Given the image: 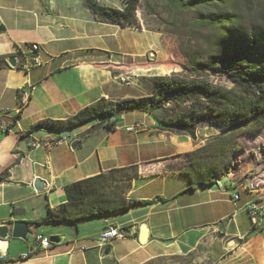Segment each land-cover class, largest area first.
<instances>
[{
  "label": "crops",
  "instance_id": "obj_1",
  "mask_svg": "<svg viewBox=\"0 0 264 264\" xmlns=\"http://www.w3.org/2000/svg\"><path fill=\"white\" fill-rule=\"evenodd\" d=\"M0 27L5 29L0 34V57L6 62L20 53L32 54L33 45L39 47L42 61V67L29 73L8 63L0 70L4 112L0 115V175L10 168L0 181V225L44 219L49 209L67 202L66 186L114 169L138 167L140 176L133 180L127 199L152 202L75 224L34 225L35 235L58 237L59 243L40 250L35 235L33 243L0 239V251L6 254L0 264H150L195 253L208 256L210 264H264V219L241 232L236 213L239 206L247 213L251 204L264 208V199L257 202L238 193L239 200L234 202L237 192L231 194L227 185L230 180L239 188L246 185L256 199L263 190L258 192L251 183L242 184L234 177H227L224 190L219 181L225 177H219L211 187L187 191L193 183L182 174L189 169L185 155L208 139L193 141L184 134L161 131L153 114L138 111L125 112L113 131L93 124L72 128L66 141L50 149H33L28 139L21 138L39 123L66 121L103 99L142 97L140 80L164 70L156 65L159 62H144L154 48L152 42L144 48L143 41L135 39L128 50L126 37L123 43L121 36L124 29L147 36L148 32L101 22L84 0H0ZM129 72L137 79L121 85L118 77ZM21 87L32 88L31 97L12 122ZM137 123L142 126L127 131ZM2 124L10 127L7 133L1 132ZM51 136L60 138L57 131L41 130L31 138L45 141ZM23 141H27L26 153L20 151ZM38 181L42 191L35 187ZM143 224L147 225L145 244L140 242ZM110 227L127 236L101 247L100 235ZM26 253L30 258L22 259Z\"/></svg>",
  "mask_w": 264,
  "mask_h": 264
},
{
  "label": "trees",
  "instance_id": "obj_2",
  "mask_svg": "<svg viewBox=\"0 0 264 264\" xmlns=\"http://www.w3.org/2000/svg\"><path fill=\"white\" fill-rule=\"evenodd\" d=\"M84 1L101 22L122 28H140L137 18L139 9L158 0H122V9L100 5L96 0ZM164 1L176 11L216 8L218 15L201 14L197 23L205 22L206 28L213 32L217 50L209 53L205 60H200L198 55L179 48L186 60L184 65L173 67L167 62L156 65L166 72L183 70L203 73L214 79L229 81L234 88H226L212 81H186L175 75L154 77L153 92L148 96L117 102L103 99L66 121L39 123L21 138H31L41 126L58 132L64 128L93 124L113 131L125 112L153 115L160 112L168 115L163 119L154 117L161 131L183 133L193 141L198 140L200 127L223 130L221 135L208 139L202 147L185 155L189 169L182 174L190 177L193 183L187 191L211 187L215 184V178L225 177L231 169L230 156L238 155L242 150L240 135H257L264 128V32H247L238 28L234 16L224 11L232 0ZM4 32V27H0V34ZM5 67L6 58L0 57V70ZM9 169L0 175V181L9 174ZM139 176L138 167L135 166L114 169L68 185L64 188L67 202L58 209H49L46 218L32 224H75L152 204L150 201L127 199L133 180Z\"/></svg>",
  "mask_w": 264,
  "mask_h": 264
},
{
  "label": "rangeland",
  "instance_id": "obj_3",
  "mask_svg": "<svg viewBox=\"0 0 264 264\" xmlns=\"http://www.w3.org/2000/svg\"><path fill=\"white\" fill-rule=\"evenodd\" d=\"M101 1L107 3L108 7H121L122 9V0ZM224 11L234 16L238 28L247 32H264V0H232L230 5L224 8ZM201 14L218 15L219 11L212 7L192 11H176L164 0L151 2L148 6H142L137 13L141 29L150 35L148 34L147 36L141 32H132L124 29L122 30V41L125 43L124 38L126 37L128 50L135 39L143 41L144 48L146 44L152 42L154 48L146 54L144 62H167L172 64L173 67H181L186 63V60L179 48L190 54L198 55L200 60H205L209 53H214L217 50V46L215 44L216 41L212 38L213 32L206 28L205 22L203 24L197 23ZM173 75L186 81H212L215 84H222L226 88L235 87L229 81L214 79L203 73L194 74L183 70L174 72L160 70L159 72V76L170 77ZM135 79H137V75H135ZM140 83L142 97L148 96L153 92L152 78H143ZM167 116V114L160 112L154 115L156 119H163ZM222 133L223 130L220 128L217 131V129L200 127L198 137L200 140L210 139ZM239 143L242 150L238 155L230 156L231 169L225 177H234L233 180H240L242 184L251 183L254 189H257L258 192L263 190V193L260 192L257 196L258 199H256V195L250 194V189L246 185L244 188H239V183L233 185L232 180L229 181L227 188L231 194L236 191L237 193H242L244 198H254L255 201L259 202L264 199V128L257 135L242 133L239 137ZM236 210L238 228L241 232H244L246 228L257 227L245 209L239 206ZM257 219L258 225H260L264 216L258 215ZM33 232L36 234L38 230L33 228ZM29 242L33 243V236L29 237ZM150 264H210V260L208 256L204 258L202 255L195 253L161 258Z\"/></svg>",
  "mask_w": 264,
  "mask_h": 264
},
{
  "label": "built area",
  "instance_id": "obj_4",
  "mask_svg": "<svg viewBox=\"0 0 264 264\" xmlns=\"http://www.w3.org/2000/svg\"><path fill=\"white\" fill-rule=\"evenodd\" d=\"M32 54H25V53H20L19 59V64H18V69L25 72L29 73L34 69L42 67V61L39 56V47L37 45H33L31 47ZM118 81L121 85H130L134 83L135 81V74L132 72H129L128 75H120L118 77ZM32 93V88H24L21 87L18 90L17 93V105H18V112L16 114V117L12 120V122H16L17 118H19V115L21 111L27 106L29 103L30 97ZM4 114V112L0 109V115ZM142 126L141 123H137L129 128H127L128 132H135L138 128ZM8 125L2 124L1 125V132L2 133H7L9 130ZM67 138H57L54 136H51L50 138L46 139L45 141H41L35 138H29L28 139V145L33 148V149H38L41 147H46L47 149H50L54 147L55 145L66 141ZM239 200V194L236 193L234 194L233 201L237 202ZM248 208H252V216L254 219V223L258 225V215H263L264 216V208H257L255 205H250ZM127 235L121 232L118 228L110 227L106 230H104L101 235H100V246L104 247L108 243H110L113 240L116 239H123ZM35 242L36 246L38 249H48L52 243L50 242V239L48 237H45L44 235L37 234L35 235ZM31 254L26 253L22 256V259H28L30 258ZM6 258V254L2 253L0 251V261H3Z\"/></svg>",
  "mask_w": 264,
  "mask_h": 264
},
{
  "label": "water",
  "instance_id": "obj_5",
  "mask_svg": "<svg viewBox=\"0 0 264 264\" xmlns=\"http://www.w3.org/2000/svg\"><path fill=\"white\" fill-rule=\"evenodd\" d=\"M8 65L13 68V69H18V64H19V59L17 57H12L7 59ZM114 120L115 118L112 117ZM37 130L41 131H48L50 132V129L44 126L38 127ZM59 135L61 138H67L69 137L71 133V129L69 128H64L58 131ZM74 148H76V145H74ZM20 151L26 153L27 152V141H23L21 143ZM226 183H227V177L221 179L219 181V186L226 190ZM40 182L38 181L35 184V187L38 191H42L44 188H39ZM45 187V186H44ZM33 228L36 229V227L29 222L25 221H17L13 223H3L0 225V239L10 241V240H22L24 242H29V237L34 236ZM50 242L51 243H59V238L58 237H50ZM148 237H147V225L143 224L141 226V235H140V242L141 243H147ZM234 241H231L229 244H233ZM33 248V247H32ZM106 255H110V250H106Z\"/></svg>",
  "mask_w": 264,
  "mask_h": 264
},
{
  "label": "bare ground",
  "instance_id": "obj_6",
  "mask_svg": "<svg viewBox=\"0 0 264 264\" xmlns=\"http://www.w3.org/2000/svg\"><path fill=\"white\" fill-rule=\"evenodd\" d=\"M61 138V137H60ZM249 214H250V216L253 218V216H252V209L251 210H249ZM254 220V219H253Z\"/></svg>",
  "mask_w": 264,
  "mask_h": 264
}]
</instances>
